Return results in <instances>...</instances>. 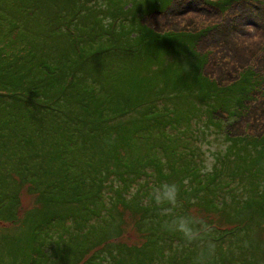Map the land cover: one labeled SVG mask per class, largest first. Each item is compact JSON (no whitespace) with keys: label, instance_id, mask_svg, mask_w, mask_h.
I'll use <instances>...</instances> for the list:
<instances>
[{"label":"trees","instance_id":"trees-1","mask_svg":"<svg viewBox=\"0 0 264 264\" xmlns=\"http://www.w3.org/2000/svg\"><path fill=\"white\" fill-rule=\"evenodd\" d=\"M20 1L21 6H12L0 0V207H8L13 215L0 221L13 222L19 217L21 191L31 180L39 184L31 190L45 200L43 211L35 212L42 223L51 231L59 221L67 226L73 219L80 231L73 240L66 232L58 235L64 241V254L58 261L64 259L65 264H102L105 259L100 257V249L94 250L102 244L111 258L109 264H148L149 241L160 232L178 240L182 248L189 241L202 246L199 253L185 250L179 254L174 248L166 264H264V256L260 260L246 244L247 238L261 240L262 234L258 238L241 227L246 220L242 214L249 207L246 199L238 210L233 209L234 200L225 198L233 199L234 183L242 181L247 168L250 174H264V134L234 133L243 120L257 125L249 117V101L260 91L259 72L246 65L231 83H223V77L206 71L210 50L204 36L208 26L160 32L144 21L147 15L170 8L175 12L198 8V12L210 0L197 4L173 0L166 7L153 1L143 13L141 1L137 9L134 4L129 6V0ZM90 1L99 2L101 9ZM213 1L212 7L226 10L240 0ZM251 1L249 14L254 19L252 3L264 8V1ZM55 18L64 25L48 33L41 19L50 22ZM173 106L181 112L177 127L181 122L199 125L203 118L208 127L223 130L230 147L217 156L221 164L211 173L202 175L200 157L191 147L196 137L167 133ZM113 120L116 124L111 126ZM143 128L151 133L148 137L140 133ZM124 147L130 150L129 163L119 153ZM251 147L260 151L259 158L250 160ZM102 148L112 164L102 161L106 159ZM71 160L76 165L66 167ZM167 161L169 171L164 169ZM121 166L127 175L155 176L153 186L163 189L164 199L158 196L148 206L136 201L130 207L141 213L135 222L139 227L148 222L145 214L157 219V226L149 228L148 238L139 247L112 241L120 238L125 222L117 220L122 217L119 205L107 207L103 201L108 174L118 170L125 174ZM220 179L225 180L223 184ZM256 179L249 186L251 191L264 182ZM98 200L103 201L101 207ZM195 207L201 210L198 214ZM101 208L108 209L110 218L96 226L93 220ZM206 211L223 212L228 224L207 223L210 214ZM256 211L262 212L264 207L258 206ZM85 232H96L97 239H89ZM16 235L17 230L2 233L1 264H45L36 261L39 256L34 251L26 252L30 242ZM49 241H54L53 236ZM153 247L164 254L161 242L155 241ZM41 248L48 261L49 247L42 244ZM72 249L78 256L69 263ZM117 249L118 254L113 252Z\"/></svg>","mask_w":264,"mask_h":264},{"label":"rangeland","instance_id":"rangeland-1","mask_svg":"<svg viewBox=\"0 0 264 264\" xmlns=\"http://www.w3.org/2000/svg\"><path fill=\"white\" fill-rule=\"evenodd\" d=\"M5 1H7L12 6H21L22 4L20 0ZM140 1L142 2L143 6L141 13L148 10L149 7L152 6L153 1L159 2L160 4H162V7H166L167 5L173 3V0H129V6H132L134 4L136 5L135 8L137 9V4ZM192 1L194 2V4H197L196 2H200V0ZM248 1L251 0H240L238 3H231L230 7L226 10H220L216 7H212L210 3H213L214 1L210 0L209 5L206 6L207 8L201 10L199 9L198 12V8H193L194 12H192V10L190 9L184 11L178 10L175 12V8H170L165 12H153L147 15L144 21L149 26L160 32L173 29H178L179 31L187 29H189L190 31H196L200 30L202 26H208V30L204 36V39H207V41L205 42L208 43L207 47L210 50L208 56L209 63L206 67V71L213 77H217V75L223 77L224 80H221L223 83H231L236 78L240 69L243 66L249 65L256 71H258L259 77L262 79L259 85L260 91L256 92L255 95H252V100L249 101V104L252 107V113L249 115V117L252 118V121L257 123V125L256 127H254L247 120H243V122L238 123L239 130H235L234 133L243 134L244 130H246L249 135L259 136L264 134V8L262 7V5L260 7L252 3L255 6V18L251 19L249 14L250 3ZM253 1L259 3L258 0H252L251 2ZM91 2H94L97 9H101V5L99 2L90 1V4ZM151 10H153V8ZM201 11L203 14H201ZM133 14L134 11L132 15ZM41 20H43V23L45 24V29L48 33L54 32L58 30L59 26L64 25V22L62 20L59 21L58 18H55L53 21L50 22H47L44 19ZM69 23L70 22L65 20V25H69ZM230 50H232L233 52H231ZM178 108V106H173L169 109L170 113L167 117V126L165 123H162V127L166 126V130L168 131L167 133H169L171 136L183 135L185 137L187 136L189 139H191L192 136L196 137L193 143L191 144V147H194L195 153L200 157L199 162L204 169L201 170L202 175L204 173L209 174L213 171V169H215L221 164L217 160V156L220 154H225L230 147V143L228 140H226L225 135L222 132L223 130H218L214 126L208 127L205 124L203 118V122L199 125L193 122L190 124L191 126H187L185 123L181 122L178 124L179 127H177V121L181 113L176 112ZM120 122H125V118L121 119ZM113 124H116L114 120L110 122L111 126H113ZM193 129L196 131L195 133ZM140 133L145 134V137H148V135L151 134L145 128H143ZM188 138H186V140H188ZM243 142L247 141L245 140ZM239 143L241 142H237L236 145ZM140 145L141 143H139L136 149H138ZM94 146L97 148L96 145ZM238 146H242V144ZM256 146L259 147L260 143H257ZM251 148V152L253 155L250 157V160H252L254 156H258L259 158L260 151L254 150L253 147ZM106 149H101V152H103V150L106 151V159L102 161L104 162V164H112V159L109 158ZM119 153L122 157H124V162H130L129 149H126L124 147L119 151ZM167 163L168 161L164 165L165 171L170 170V167L167 165ZM75 165L76 161L74 160L66 161L65 163V166L69 168ZM124 168V166H121L120 170L123 169L125 174H120L119 170L115 172H110L108 174L109 177L106 179L107 186L106 188L103 187V201H105L107 207L110 206V203H116L117 206L119 205V210L121 212L122 217H118L117 220L119 219L120 221L125 222L122 228L123 233H121L120 238L118 240L112 241L120 242V244H124L126 246L139 247L142 243L145 242V238L148 235L147 232L149 228H155L157 226V223H155L157 219L155 221L151 219L154 214H145L148 218V222L146 220L143 226L139 227L136 225L135 222L140 217L141 213L138 214V212H135L130 207H133L136 201H139V204H147L148 206L150 204H154L158 196L164 199L162 197L163 189H161L160 187L156 189V187L153 186L156 180L155 176L151 177L149 173H147V176L131 174L127 175V172ZM245 168L247 167L245 166ZM148 170L150 171L151 169ZM262 171L264 172V170ZM245 172L247 173L242 174V181L238 182L237 179V181L234 183V186L236 187L232 190L234 192L232 194L233 199L222 195L219 196L225 197L229 202L234 200L235 205L233 206V209L238 210H240V207L242 206L241 201L246 199L249 207L246 208V210L242 214L243 217L246 218V220L245 222L241 223V227H244L243 230L246 232V234H253L255 236L257 235L256 237L258 238H260L258 235L262 234L261 240L257 238L250 240L249 238H247L248 242H246V244L248 246L250 245L249 247L255 252V255L259 257L260 260H262L261 257L264 256V241H262L264 240V211L259 212L256 211V209L258 206L261 205L264 207V195H262L264 194V182L260 187H257L256 185L255 190L252 191L249 189V186L255 185V183L258 182V179H256L258 177L264 181V174H250L248 168L247 170H245ZM18 178L20 179V181H24L23 179H25L22 177ZM224 181V179H220L221 184H223ZM30 183H28V188H23L21 191L22 208L21 211L17 213L19 217L14 218L13 220L15 221L13 222L1 219L2 221H0V239L3 232L14 233L17 230L19 232V235H16V238H25L26 241L30 242L25 251L30 253L34 251V255L39 256V258L36 259L37 262H39L40 260L41 263L44 262L45 264H49L48 261L50 262L53 258L56 257L57 262H52V264H65L64 259L58 261L59 257H62L64 254V241L61 242L58 235L66 232L72 237L73 240L74 235L80 231H78V228L73 219L70 220L69 225L67 226L60 225L63 221H59L58 224L54 227V229L50 231L47 225L42 223L43 218L35 214L36 210L42 212L45 205V200L42 197L39 200L38 194L31 190L33 187L37 189V186H39V184H35L31 180ZM20 186L21 184L19 183L18 185H16V188ZM214 187L217 188L221 186L214 185ZM261 192L262 194H260ZM103 201L98 200L96 203L99 206V204ZM126 204L129 206V208H127ZM99 207H101V205ZM0 209L3 212L2 215L0 214V218L5 215L8 218L13 216L9 215L8 207L4 209L3 207H0ZM101 210L102 212H100L98 217L93 220L96 226L103 224L105 219L110 218L107 208H101ZM193 210L196 211L197 214L199 213V211H201L198 210L197 207L193 208ZM206 212L210 214L208 219H206L208 221L207 223L210 224L212 222V224L217 225L228 224V221L226 219L227 216H224L223 212ZM36 217L39 219L36 220ZM240 220L242 221L241 218ZM173 221L174 220L171 218L170 222ZM237 223H239L240 225L239 220ZM85 233L87 234V237L89 239H97L96 232ZM165 235L167 234H162V232H160L159 236H151L149 243L152 244H150L147 248L148 259L151 260L150 262L148 261V264H166V262L169 260V256L174 251V248L179 254H183L185 250H194L197 253L202 250L201 243H198L196 241H189V243L185 242L186 247L182 248L181 243L178 240H171L169 239V237L166 238ZM52 236L54 238V241H49V239H52ZM68 237L69 236L65 234L63 238L64 240H67ZM155 241L162 243L163 252L165 256L164 254H161L158 250L156 251V247H153V243ZM42 244L49 247L48 249H46V255L49 257L48 261L45 255L43 254L44 248H41ZM1 246L2 241H0V247ZM36 248H38V250ZM40 248L42 249V252ZM94 250H99L98 252L100 257L105 259L102 264H109L111 258H109V255L106 252V244H102L101 246L96 247ZM94 250L90 252V255L93 253ZM215 250L216 248H213V251ZM117 251L118 249L113 252L117 253ZM77 256L78 253L72 249V254L70 256L71 259L69 260V263L71 261H74Z\"/></svg>","mask_w":264,"mask_h":264}]
</instances>
